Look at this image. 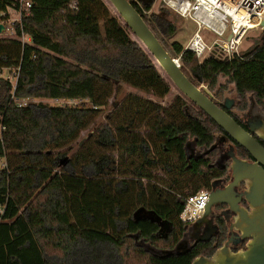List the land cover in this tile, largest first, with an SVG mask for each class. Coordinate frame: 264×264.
<instances>
[{
	"label": "trees",
	"instance_id": "16d2710c",
	"mask_svg": "<svg viewBox=\"0 0 264 264\" xmlns=\"http://www.w3.org/2000/svg\"><path fill=\"white\" fill-rule=\"evenodd\" d=\"M130 1L163 45L176 35L165 14L148 13L155 0ZM14 2L0 0V12ZM31 2L15 35L0 36V73L14 72V81L0 74V264H192L212 256L227 227L189 242L181 213L185 198L210 191L218 174L190 152L211 148L224 130L180 90L168 105L129 92L69 155L120 84L158 98L175 85L109 0ZM262 40L240 56L201 62L178 41L171 52L164 46L182 54L183 71L196 65L198 86L222 97L233 83L246 105L248 95L264 102V32Z\"/></svg>",
	"mask_w": 264,
	"mask_h": 264
},
{
	"label": "water",
	"instance_id": "95a60500",
	"mask_svg": "<svg viewBox=\"0 0 264 264\" xmlns=\"http://www.w3.org/2000/svg\"><path fill=\"white\" fill-rule=\"evenodd\" d=\"M109 1L174 85L254 158V161L239 158L232 146L230 183L224 189L210 193L204 214L191 224L188 241L192 239L190 234H199L202 227L206 229L205 235L198 237L197 241L210 240L215 231L211 218L213 208L222 204L227 205L224 216L232 222L228 238L212 256H197L192 264H264V115L246 123L248 130L245 129L182 70L130 0ZM4 29V24L0 23V34ZM242 184L244 190L240 192L238 188ZM243 198L248 207L242 205ZM244 241V247L233 248Z\"/></svg>",
	"mask_w": 264,
	"mask_h": 264
},
{
	"label": "built area",
	"instance_id": "2783aa9c",
	"mask_svg": "<svg viewBox=\"0 0 264 264\" xmlns=\"http://www.w3.org/2000/svg\"><path fill=\"white\" fill-rule=\"evenodd\" d=\"M79 0H68L71 8H76ZM162 8L192 21L196 28L184 45L183 51H191L201 62L207 57L220 59L240 56L244 52L240 47L251 31L264 30V0H158ZM31 0H16L6 11L0 12V23L4 24V36H14L13 23L20 21L23 14H29ZM16 14V17L10 15ZM204 32L215 34L216 38L209 44ZM182 54L176 58L181 66ZM2 75V73H0ZM9 78V77H7ZM30 100H17L19 105H26ZM51 104L60 102L61 106L78 104L80 100H48ZM5 127L0 124V137ZM3 166V165H2ZM209 190L185 198L181 219L192 224L201 217L208 204ZM5 214V205H0V221Z\"/></svg>",
	"mask_w": 264,
	"mask_h": 264
},
{
	"label": "rangeland",
	"instance_id": "374dc122",
	"mask_svg": "<svg viewBox=\"0 0 264 264\" xmlns=\"http://www.w3.org/2000/svg\"><path fill=\"white\" fill-rule=\"evenodd\" d=\"M148 13L165 14V16L177 26L176 35L172 39L163 40L164 45L166 46V48L170 52H171L170 45L173 41H178V42L182 43L183 45H185L186 42L188 41L189 37L192 35L193 31L196 28L195 24L192 21L184 19V18H182V17H180V16H178L175 13H172L170 11L168 13H166L165 11H162V6L160 5L158 0L154 1V4H153L151 10L148 11ZM10 16L14 18V17H16V14H14V12H13V14H11ZM263 32H264V30L251 31L249 37L246 40H244V42L242 43L240 50H242V52H246L252 48H255V46H260L263 43V40H262ZM5 33L6 32H3L2 34L7 35ZM4 35H1V36H4ZM204 37L206 39V42H208L209 44L216 38L215 34L210 33V32H204ZM184 71L190 78H194L195 77L194 74H196V75L198 74L197 70H196V65L185 66ZM2 76L9 77V79L14 81V72H11L8 69L2 70ZM225 84H227V77L221 76L219 78V85H225ZM119 86H121L120 92H116L111 97V99L109 100V106L105 107V109L101 113V116L95 122H93L86 130H84L81 133L80 138L71 147V149L69 151V155L78 147V145L80 143H82L84 141V139H86V137L88 135L93 133L96 130V128L98 126H100V124L102 122H104L106 120L107 115L112 111L113 107L118 105V103L123 99V97L127 93H129V92L139 93L143 96H147L149 98H152V99L162 103L163 105H168L174 99L175 96L180 94L179 89H177L175 86L172 87L171 92L167 96H165L164 98H158V97L149 95V94H147L143 91H140V90H138V89H136L130 85H127V84H120ZM227 86L228 87L226 88V90H224L222 97H216L214 94V91L213 92L209 91L207 89V87L204 85H202L201 87H202V89H205L211 97L215 96L216 98H214V99H217L218 101H222L224 98L225 99L227 98V101H231V100L234 101V102L231 101L233 104V105H231V109L235 114L241 115L243 111H246L248 109V107H250L249 95L247 97V100H245V102H246V105H245L243 101L242 102L238 101V97L236 95L234 84L228 83ZM34 101H39V99H35ZM54 104L58 105V104H60V102L54 103ZM258 104L261 106H264V102L258 103ZM116 156H118V155H116ZM2 165H4V160L0 159V166H2ZM158 174L161 178L165 177L164 173L161 171H159Z\"/></svg>",
	"mask_w": 264,
	"mask_h": 264
},
{
	"label": "flooded vegetation",
	"instance_id": "af4514ba",
	"mask_svg": "<svg viewBox=\"0 0 264 264\" xmlns=\"http://www.w3.org/2000/svg\"><path fill=\"white\" fill-rule=\"evenodd\" d=\"M213 98H216V97L214 96ZM213 100L220 107H222L228 113H230L235 119H237L239 124H241L245 129H247L246 123L253 121L257 116L264 115V106L259 105L257 102H255L251 98H249L250 107H248V109L246 111H243L241 115L235 114L232 111L231 105H233L232 102H234V101L231 100L232 102L231 101L226 102L225 99L222 101H218L217 99H213ZM238 101L241 102V100L239 98H238ZM228 105L230 106V108L228 107ZM232 146L234 147V149H235L234 151L239 158L254 161V158L244 148H242L236 141H234L227 133H224V132L218 133L216 140H215V143L211 148H209V149L195 148L192 150V152H190L191 158H195L196 160L208 162L207 169L213 174L218 173L217 176H214L212 178L210 193L212 191H215V190L216 191L222 190L230 183V180H231V177H230L231 159H230L229 155H230V151H231ZM225 169H227V172L221 173ZM243 190H244V184H242L238 188V191H240V192ZM241 203L243 206L248 207V204L244 198L242 199ZM226 209H227L226 204L215 206L213 208V215L211 216L213 223H214V227H215V231H213V233H212L213 235L221 227H224V226L227 227V231H229V226H230V223H232V222H231V220L228 222L227 219L225 218L224 214H223V212H225ZM205 230H206L205 227H202L199 234L191 233L190 236H192V239L190 241L195 242V241H197L198 237L204 236ZM245 242L246 241H244L243 243H240V245H238V246L234 245L233 248L235 250L240 249V248L244 247Z\"/></svg>",
	"mask_w": 264,
	"mask_h": 264
}]
</instances>
